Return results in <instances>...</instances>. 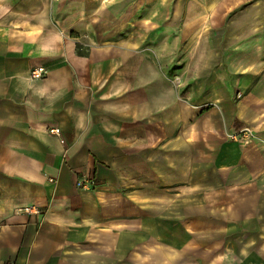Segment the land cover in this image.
<instances>
[{"label": "crops", "instance_id": "obj_1", "mask_svg": "<svg viewBox=\"0 0 264 264\" xmlns=\"http://www.w3.org/2000/svg\"><path fill=\"white\" fill-rule=\"evenodd\" d=\"M0 264H264V0H0Z\"/></svg>", "mask_w": 264, "mask_h": 264}, {"label": "built area", "instance_id": "obj_2", "mask_svg": "<svg viewBox=\"0 0 264 264\" xmlns=\"http://www.w3.org/2000/svg\"><path fill=\"white\" fill-rule=\"evenodd\" d=\"M47 74H48V69L46 67H43V66L35 67L31 71L30 79L32 81L43 80L46 78ZM49 134L59 138L62 144L65 143L64 139L62 138V131L58 127L50 128ZM237 138H240L246 144H248L255 139V133L250 128H245L243 131V136H238ZM87 186L88 184L86 183L84 179L78 182V187L81 189H86ZM25 211L29 213L31 212L29 209H25Z\"/></svg>", "mask_w": 264, "mask_h": 264}, {"label": "rangeland", "instance_id": "obj_3", "mask_svg": "<svg viewBox=\"0 0 264 264\" xmlns=\"http://www.w3.org/2000/svg\"><path fill=\"white\" fill-rule=\"evenodd\" d=\"M103 1H105V2H109V1H112V0H103ZM244 131V130H243ZM242 131V132H243ZM239 135H237L236 137H238ZM240 139V138H239ZM238 141H240V140H238ZM252 142H254V141H252ZM252 142H250V143H248V144H251Z\"/></svg>", "mask_w": 264, "mask_h": 264}]
</instances>
